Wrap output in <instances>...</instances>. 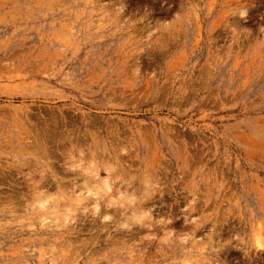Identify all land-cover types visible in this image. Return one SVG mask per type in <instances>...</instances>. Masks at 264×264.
Returning <instances> with one entry per match:
<instances>
[{
    "label": "rangeland",
    "instance_id": "1",
    "mask_svg": "<svg viewBox=\"0 0 264 264\" xmlns=\"http://www.w3.org/2000/svg\"><path fill=\"white\" fill-rule=\"evenodd\" d=\"M261 27L264 0H0V264H264ZM91 161L173 222L78 211Z\"/></svg>",
    "mask_w": 264,
    "mask_h": 264
},
{
    "label": "bare ground",
    "instance_id": "2",
    "mask_svg": "<svg viewBox=\"0 0 264 264\" xmlns=\"http://www.w3.org/2000/svg\"><path fill=\"white\" fill-rule=\"evenodd\" d=\"M24 134V133H23ZM25 134H26V132H25ZM50 134V133H49ZM28 136V135H27ZM37 136V135H36ZM47 136V135H46ZM26 137V136H25ZM34 139V138H33ZM37 141H38V139H37ZM31 143V142H30ZM39 146L40 145H38V149H40L39 148ZM30 147V146H29ZM33 147V146H32ZM36 147V146H35ZM34 147V148H35ZM64 147V146H63ZM31 148V147H30ZM42 148V147H41ZM74 149V148H73ZM42 150H43V148H42ZM79 150V149H78ZM77 150V151H78ZM38 151H40V150H38ZM81 151L79 150V153H80ZM93 152V151H92ZM91 152V153H92ZM41 153V152H40ZM43 153V152H42ZM73 153V152H72ZM72 153H71V151H69V153L67 154V155H69L70 157H72L73 155H72ZM78 153V152H77ZM45 154V153H44ZM74 154H75V152H74ZM81 154V153H80ZM68 156V157H69ZM91 156V155H90ZM91 159H92V161L94 160V157H93V155L91 156ZM41 160H43V159H41ZM45 160V159H44ZM71 160V159H70ZM46 161V160H45ZM90 162V164L87 166V167H81L82 168V170H81V168L79 169L80 170V173H78V177L79 178H81V181H83L82 183H83V185L85 186H83L84 188H83V190H85V192H83V194H81L80 193V196L79 197H77L78 199H80V200H87L88 201V205L87 204H84V205H80L81 207L80 208H77V210L78 211H80L81 213H84L86 210H88V206L89 205H91L92 206V208H91V210L90 211H92L93 212V210L95 209V207L97 206V205H99V207H100V213L97 215V216H101V210H102V208L103 209H106L105 211H107V212H109L108 211V209L109 208H107L106 207V205H107V203H108V199L107 198H104V199H101V197H103V190H104V185H103V181L104 180H108L109 181V187H111L112 188V197L111 198H113V199H117L118 197H117V193H120V194H124L125 195V198L126 199H130V200H135L136 201V203L134 204V205H132L131 207H129V206H125V207H120L119 205H117L115 208H111L112 210L114 209V212L116 213L117 211H118V209L117 208H119V210L121 209V213L123 212V211H125L126 209H128V208H131V209H134L135 207H137V206H140V209L142 208L141 206L143 205V206H146L145 204H143L144 202H146L145 201V198H146V190H147V188L149 187L148 185V187H146V190L145 189H143V195L141 196V197H138V196H136L135 195V193L133 192V191H131L130 193L127 191V190H122V188H121V186H120V184L121 183H119V185L116 183H114L116 180H117V176H116V171H111L112 170V168H111V166H109V165H107L106 163L105 164H103V163H95V162ZM72 164V163H71ZM104 172L105 173V177H101L100 176V173L101 172ZM91 172H95L96 173V175L95 176H93V175H91ZM134 174V173H133ZM27 175H29V174H27ZM127 181V180H126ZM125 180H124V183H123V185H124V187L127 185H125V182H126ZM151 181V180H150ZM117 182V181H116ZM129 183L130 182H128V185H129ZM144 183L145 184H147V181H144ZM38 184V183H37ZM122 185V184H121ZM36 187V186H35ZM78 187V186H77ZM123 187V186H122ZM152 187V186H151ZM80 188H82V187H80ZM149 189V188H148ZM82 190V189H81ZM38 191V190H37ZM89 191H94V192H98L99 193V195L98 196H96V197H87V199L85 198L86 196H87V193L89 192ZM136 191V190H135ZM148 191V190H147ZM47 193V192H46ZM78 194V193H77ZM61 198V197H60ZM148 198V197H147ZM150 198H151V196H150ZM13 199V198H12ZM78 199H76V200H78ZM143 199H144V202H143ZM1 200V199H0ZM79 200V201H80ZM140 204H142V205H140ZM29 205V204H28ZM33 205V204H32ZM2 206V205H1ZM75 207V206H74ZM145 208V207H144ZM144 208H142V209H144ZM139 209V208H138ZM137 209V212H136V208H135V210H132L131 211V215H130V220H132V217L133 216H137V215H140L143 211H142V209H141V211L140 210H138ZM144 211H146V210H144ZM77 212V211H76ZM91 212V213H92ZM114 212H112L113 214H114ZM120 213V212H119ZM121 213H120V215H121ZM86 214V213H85ZM109 214V213H108ZM117 214H118V212H117ZM75 215V214H74ZM82 215V214H81ZM93 215H96V214H93ZM76 216H78V215H76ZM92 216V215H91ZM122 216H123V214H122ZM75 217V216H74ZM97 218V217H96ZM75 219V218H74ZM129 220V219H128ZM127 220V221H128ZM71 221V220H70ZM63 222V221H62ZM61 223V222H60ZM64 223V222H63ZM70 223V222H69ZM105 223V222H104ZM121 223V224H120ZM119 223V226L120 225H122V224H124L125 222H120ZM62 224V223H61ZM67 225H68V223H66ZM65 224V225H66ZM74 225V224H73ZM70 226V225H69ZM117 226V225H116ZM57 227V226H56ZM58 228H61V227H59V225H58ZM71 231L72 230H74L73 229V226L72 227H70L69 228ZM76 229V228H75ZM119 231H121V230H119ZM103 233V232H102ZM163 235V234H162ZM60 236V235H59ZM69 241V240H68ZM89 241V240H88ZM258 243V242H257ZM261 243V242H260ZM84 244V243H83ZM61 245V244H60ZM63 251H65V250H63Z\"/></svg>",
    "mask_w": 264,
    "mask_h": 264
},
{
    "label": "clouds",
    "instance_id": "3",
    "mask_svg": "<svg viewBox=\"0 0 264 264\" xmlns=\"http://www.w3.org/2000/svg\"><path fill=\"white\" fill-rule=\"evenodd\" d=\"M245 16H246V13H245ZM261 28H264V27H261ZM91 175L95 176L96 173L91 172ZM103 185H104V190H103V197H101V199H104V198L108 199V203L106 205L107 208H109V209L115 208L117 205H119L120 207H125L126 205L132 206L136 203L135 200L126 199L125 195L120 194V193H117V197H118L117 199L111 198L112 197V188L109 187V181L104 180ZM155 187H158V185L152 186V188H155ZM98 195H99L98 192L89 191L85 198L87 199V197H96ZM192 203H195V200H193ZM35 208L38 209L39 212L45 213L49 208V202L48 201L39 202L35 205ZM154 210H155L154 208H148L146 211H143L140 215L133 216L131 224L124 223V224L120 225L119 228L121 230H130V227H147V228L151 229L153 227V225L161 226L164 224H171L173 222L170 218H165V217H160L159 219L154 218V216H153ZM93 213L96 215H98L100 213L99 205H97L95 207V209L93 210ZM74 214L75 213L73 212V210H71V209L67 210L66 215H64V217H63L64 221L71 219V217ZM113 219H114V217L112 215H104L102 217L103 222H111ZM193 238L194 237L192 236L191 233H183L182 235L177 236V232L175 230H171V229H167L164 232V234L160 237V239L165 241V243H169V242H173V241L180 242V243H187ZM189 264H190V262H189Z\"/></svg>",
    "mask_w": 264,
    "mask_h": 264
}]
</instances>
